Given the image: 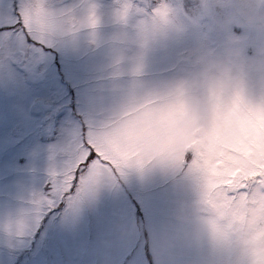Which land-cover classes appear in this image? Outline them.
Here are the masks:
<instances>
[{
  "label": "rangeland",
  "instance_id": "374dc122",
  "mask_svg": "<svg viewBox=\"0 0 264 264\" xmlns=\"http://www.w3.org/2000/svg\"><path fill=\"white\" fill-rule=\"evenodd\" d=\"M0 264H264V0H0Z\"/></svg>",
  "mask_w": 264,
  "mask_h": 264
}]
</instances>
